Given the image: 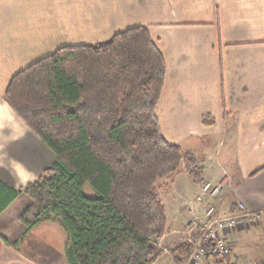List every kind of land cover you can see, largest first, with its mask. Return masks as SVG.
<instances>
[{
	"label": "crops",
	"instance_id": "crops-1",
	"mask_svg": "<svg viewBox=\"0 0 264 264\" xmlns=\"http://www.w3.org/2000/svg\"><path fill=\"white\" fill-rule=\"evenodd\" d=\"M136 26L149 30L166 61L156 108L163 135L195 155L201 179L222 183L221 215L244 203L261 213L252 223L263 230L264 0H0V176L19 188L55 159L52 153L47 162L40 157L45 143L7 102L12 77L62 46L96 44ZM178 178L172 173L161 180L172 190ZM27 197L22 193L0 214V235L8 237L2 226ZM191 197L178 196L176 208H166L164 251L152 264H178L168 245L183 238L187 204L197 206ZM236 229L224 232L229 260L263 263L264 241L250 252L242 243L256 231ZM213 263L206 257L204 264Z\"/></svg>",
	"mask_w": 264,
	"mask_h": 264
},
{
	"label": "trees",
	"instance_id": "trees-1",
	"mask_svg": "<svg viewBox=\"0 0 264 264\" xmlns=\"http://www.w3.org/2000/svg\"><path fill=\"white\" fill-rule=\"evenodd\" d=\"M165 77V58L145 26L62 46L17 72L5 98L55 159L19 188L0 176V214L25 193L22 236L59 219L69 264H152L168 229L159 179L184 159L191 172L202 168L161 131L156 108ZM174 250L181 264L191 246ZM208 256L216 264L215 253Z\"/></svg>",
	"mask_w": 264,
	"mask_h": 264
},
{
	"label": "rangeland",
	"instance_id": "rangeland-1",
	"mask_svg": "<svg viewBox=\"0 0 264 264\" xmlns=\"http://www.w3.org/2000/svg\"><path fill=\"white\" fill-rule=\"evenodd\" d=\"M43 145L45 148L41 147V149L44 152H40L39 155L40 157H42L43 160H46L47 162L49 160L48 154L52 153V155H54V152L46 144H43ZM33 148H35V146ZM182 151H184L185 153H189L190 155H194L192 152L188 150H184L183 147H182ZM196 161H197V158H196ZM180 163H181L180 170L178 172H173V173H177V175L179 176V178L177 179L178 184L175 188L171 190L170 185L172 183L169 181H162L161 179H159L156 185L159 196L161 197L163 204L164 203L166 204L165 208H167L169 211H172L174 208H176L177 206L176 200H178V196H182V197L187 196L189 198L188 200H190V197L192 196L191 197L192 200L194 199V196L196 195L198 189L196 191V189L192 187L190 176L192 177L193 175L194 177L193 179H198L197 183L195 182V184H198V183L200 184L202 181H204L200 177V173H201L200 169L199 170L195 169L194 172H191L190 169L192 166L187 162L186 159H184ZM42 174H44V171ZM213 183L214 185L222 184L221 182L219 183L215 181H213ZM85 191L90 195H93V196L96 195L94 190L89 185H86ZM223 192H224V188H223V191L221 192V195L223 194ZM30 201L31 200L29 197H27V200H25L24 198L22 199L20 198L19 202H17L14 208L11 210L12 212H11L9 222L5 223L2 226L3 231L8 234V237L0 235V264H69L68 257H67V249H68L70 240H69L68 233L61 225L59 219L53 218L50 220H45L39 225H37L35 228H33L28 234L25 235V237L22 236L25 230V224L21 220L20 216L24 212L26 206L30 203ZM187 205L190 210L189 211L190 214L188 216L187 221H189L190 218L193 217V211L195 212L196 210H199V213L196 212L198 214L202 212L201 204L197 203V206H196L193 204V202H190ZM192 209H196V210H192ZM201 216H203V213H201ZM187 221H185V224L187 223ZM256 223L258 222L256 221ZM253 224L254 223H250L248 225H242V226H239L238 229L239 228L244 229L248 227L249 228L251 227V229H253L254 227ZM168 225H169V220H168ZM183 229L184 227L181 230L179 229L181 231V234L183 232ZM253 230L252 231L255 233L256 229H253ZM180 231L178 233H180ZM166 233L167 231L158 240L159 247L161 248L160 255L164 251V246H163L164 242H163V239L161 240V238H163ZM255 234L256 236H254L253 238H249L247 242L245 241L246 243H242L244 246L243 247L244 249L248 245V248H249L248 250L250 252L256 250L255 247L260 246L262 242L264 241V229L256 231ZM16 241L17 243H15ZM160 241H162L161 243L163 245H160ZM183 242H185L184 236L180 240V242L174 243L175 246L171 247L169 244L168 248H170V253L176 254L177 252L175 253L174 249H176V247ZM167 255H170L169 251L167 252L166 256ZM183 260L184 259H182L181 264ZM258 264H264V261L263 263L261 262Z\"/></svg>",
	"mask_w": 264,
	"mask_h": 264
},
{
	"label": "built area",
	"instance_id": "built-area-1",
	"mask_svg": "<svg viewBox=\"0 0 264 264\" xmlns=\"http://www.w3.org/2000/svg\"><path fill=\"white\" fill-rule=\"evenodd\" d=\"M222 185H214L212 180H204L198 185L194 202L201 204L199 210L193 211V217L184 226L183 236L191 246V251L182 264H203L210 251L215 253L216 264H233L227 256L231 252V243L224 232L234 230L242 225L256 222L261 218L260 212H251L244 203H239L236 211L221 215L216 199L221 196ZM198 212V213H196Z\"/></svg>",
	"mask_w": 264,
	"mask_h": 264
}]
</instances>
